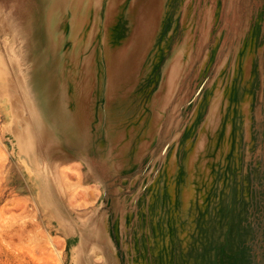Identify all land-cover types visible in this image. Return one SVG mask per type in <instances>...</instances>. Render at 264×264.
<instances>
[{
  "label": "rangeland",
  "instance_id": "374dc122",
  "mask_svg": "<svg viewBox=\"0 0 264 264\" xmlns=\"http://www.w3.org/2000/svg\"><path fill=\"white\" fill-rule=\"evenodd\" d=\"M0 264H264V0H0Z\"/></svg>",
  "mask_w": 264,
  "mask_h": 264
},
{
  "label": "bare ground",
  "instance_id": "6f19581e",
  "mask_svg": "<svg viewBox=\"0 0 264 264\" xmlns=\"http://www.w3.org/2000/svg\"><path fill=\"white\" fill-rule=\"evenodd\" d=\"M77 108H78V105H77ZM77 111L79 112V110L77 109Z\"/></svg>",
  "mask_w": 264,
  "mask_h": 264
}]
</instances>
